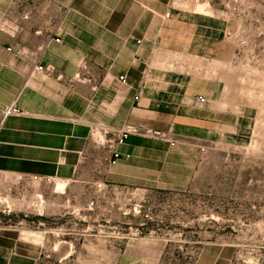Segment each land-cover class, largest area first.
Instances as JSON below:
<instances>
[{"label": "crops", "instance_id": "crops-1", "mask_svg": "<svg viewBox=\"0 0 264 264\" xmlns=\"http://www.w3.org/2000/svg\"><path fill=\"white\" fill-rule=\"evenodd\" d=\"M169 3L0 0V192L12 178L58 179L62 186L173 185L176 178L161 175L167 141L205 137L246 142L251 123L248 106L220 102L215 83L182 81L177 71H168L171 62L210 57L206 51L216 47L218 35L214 17ZM37 65L48 68L38 70ZM122 74L125 83L118 80ZM13 101L21 112L3 118L1 110ZM127 125L136 126L138 132L116 144ZM113 149L120 158L107 166ZM109 195L127 199L129 194ZM96 196L93 215L104 221L107 208L100 200L106 193ZM108 211L110 218L115 217L113 209ZM1 212L8 216L13 211ZM8 221L0 218V264L53 260L41 255L39 240L51 230L28 229L22 218ZM83 226L86 232L118 227ZM144 244L136 241L114 252V262L146 264L145 250L139 251ZM155 245L154 255L160 253ZM96 247L98 262L106 261L105 241L99 240ZM86 249L89 254V240L83 243L82 263L90 262Z\"/></svg>", "mask_w": 264, "mask_h": 264}, {"label": "rangeland", "instance_id": "rangeland-1", "mask_svg": "<svg viewBox=\"0 0 264 264\" xmlns=\"http://www.w3.org/2000/svg\"><path fill=\"white\" fill-rule=\"evenodd\" d=\"M168 2L218 22L217 45L206 51L210 57L171 62L168 71H177L182 81L215 83L220 102L248 106V138L243 144L205 137L167 141L161 175L176 178L173 185L62 186L58 179H8L0 210L13 212H1L0 218L10 223L22 218L28 229L51 230L39 239L41 255L53 257L47 264H121L114 262V252L136 241H145L139 251L145 250L146 264H264V0ZM110 160L107 166L113 165ZM80 192L90 194L89 199H80ZM99 192L106 193L100 200L107 208L104 221L93 215ZM120 192L129 194L127 199L109 195ZM108 209L115 217L108 216ZM98 223L118 227L83 231V224ZM60 225L64 231L56 230ZM88 240L89 254L87 249L84 254L90 262L82 263ZM99 240L106 245L102 262L97 260ZM154 245L160 250L155 255Z\"/></svg>", "mask_w": 264, "mask_h": 264}, {"label": "built area", "instance_id": "built-area-1", "mask_svg": "<svg viewBox=\"0 0 264 264\" xmlns=\"http://www.w3.org/2000/svg\"><path fill=\"white\" fill-rule=\"evenodd\" d=\"M8 51H13L12 47H7ZM48 67H44L41 65H37V69L41 70V69H47ZM118 80L122 83H125L126 81V76L125 75H119ZM199 101H204L203 97H199L198 98ZM21 109L16 105L15 101H13V103H11L9 106L3 108L1 110L2 113V117H6L10 114H14V113H20ZM138 132V128L134 125H127L122 131H120L115 139V143L119 144L124 142L127 137L131 134V133H136ZM157 135H160V132H155ZM164 137V136H163ZM120 158V154L118 151H116L115 149H113V154L110 160V163H116V161ZM5 201V197H2L0 195V203H3ZM8 207V206H7ZM9 209V208H8Z\"/></svg>", "mask_w": 264, "mask_h": 264}, {"label": "bare ground", "instance_id": "bare-ground-1", "mask_svg": "<svg viewBox=\"0 0 264 264\" xmlns=\"http://www.w3.org/2000/svg\"><path fill=\"white\" fill-rule=\"evenodd\" d=\"M57 186V185H56Z\"/></svg>", "mask_w": 264, "mask_h": 264}]
</instances>
